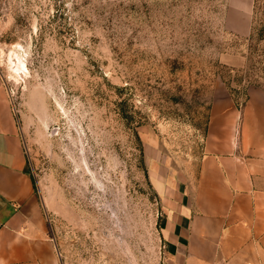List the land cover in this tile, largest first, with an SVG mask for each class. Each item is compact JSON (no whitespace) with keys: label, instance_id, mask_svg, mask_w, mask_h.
<instances>
[{"label":"rangeland","instance_id":"1","mask_svg":"<svg viewBox=\"0 0 264 264\" xmlns=\"http://www.w3.org/2000/svg\"><path fill=\"white\" fill-rule=\"evenodd\" d=\"M0 74L58 264H169L158 177L193 178L212 110L237 136L264 0H0Z\"/></svg>","mask_w":264,"mask_h":264},{"label":"crops","instance_id":"2","mask_svg":"<svg viewBox=\"0 0 264 264\" xmlns=\"http://www.w3.org/2000/svg\"><path fill=\"white\" fill-rule=\"evenodd\" d=\"M246 14L249 0H232ZM212 110L193 178L159 176L169 264H264V88L252 85L237 136ZM22 132L0 74V264H58Z\"/></svg>","mask_w":264,"mask_h":264},{"label":"bare ground","instance_id":"3","mask_svg":"<svg viewBox=\"0 0 264 264\" xmlns=\"http://www.w3.org/2000/svg\"><path fill=\"white\" fill-rule=\"evenodd\" d=\"M13 57L16 59L17 63L13 60ZM8 59L10 61V64L12 65V70H14L15 73H19L21 70H27L24 63L19 60V55L17 53L14 52L10 54Z\"/></svg>","mask_w":264,"mask_h":264},{"label":"trees","instance_id":"4","mask_svg":"<svg viewBox=\"0 0 264 264\" xmlns=\"http://www.w3.org/2000/svg\"><path fill=\"white\" fill-rule=\"evenodd\" d=\"M256 86H260V87L264 88V86H262V85H260V84H256Z\"/></svg>","mask_w":264,"mask_h":264}]
</instances>
